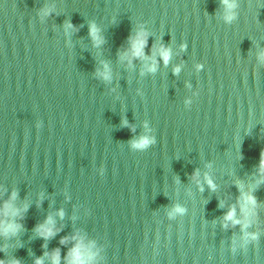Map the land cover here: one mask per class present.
Listing matches in <instances>:
<instances>
[{
    "label": "water",
    "instance_id": "95a60500",
    "mask_svg": "<svg viewBox=\"0 0 264 264\" xmlns=\"http://www.w3.org/2000/svg\"><path fill=\"white\" fill-rule=\"evenodd\" d=\"M235 5L0 0V260L66 264L76 237L91 264H264V0Z\"/></svg>",
    "mask_w": 264,
    "mask_h": 264
},
{
    "label": "clouds",
    "instance_id": "9594fccd",
    "mask_svg": "<svg viewBox=\"0 0 264 264\" xmlns=\"http://www.w3.org/2000/svg\"><path fill=\"white\" fill-rule=\"evenodd\" d=\"M221 4L225 8V16L224 19L226 22H230L234 18V13L232 10L236 7L235 0H221ZM71 27V25H68ZM89 34L93 38V40L96 41L97 44H99L101 41L99 40L97 36V29L95 25H90ZM147 40H146V33L143 31L138 32L137 35L130 40V52L131 56L133 58H146L144 56L143 48L146 46ZM158 54L161 57L162 61L166 65L170 59V50L164 47H161L158 49ZM258 58L261 61H264V51H261L258 54ZM105 70L101 73H99L100 76L103 77V79L108 80L110 79V74L107 68V65L104 66ZM147 70L149 72L155 71V62L153 64L149 65L147 67ZM179 72V68L174 69V73ZM152 143V140L150 137L147 136H141L138 139L132 141V147L137 149H143L149 146V144ZM260 173L264 174V152L261 153V161L259 166ZM195 175V174H194ZM209 187L214 190L215 185L212 183V181L206 176L205 177ZM15 197V193H13V198ZM246 201L249 204H255V198L252 196L246 197ZM241 210L246 211L244 205H241ZM175 212H183L184 210L177 206L174 209ZM18 210L14 209L10 203L7 201L4 202L2 206H0V216L3 217H9L16 215ZM58 215L61 217L63 216V212H59ZM225 221H231L233 224H241L242 225V231L248 227V222L244 221L242 222L239 219H236V209L230 208L228 212L224 216ZM54 221L52 218L46 217L45 221L38 225L36 228V231L39 236H41L43 239L47 240L53 235H55V231L53 228ZM20 228L19 224L7 222L5 220H0V235L8 236V235H14ZM248 233H245V238L247 239ZM254 239L255 237L252 236ZM74 240H76L75 245L73 248H71L67 255H66V264H91V262L94 259V253L90 251V246L84 245V243L81 240H78L76 237H73ZM66 238H62L60 243H65ZM47 255V254H46ZM50 261L51 264H60V255H59V249L54 250L50 255ZM0 264H19V261L12 259L8 262L4 260H0ZM34 264H43V260L41 258H37L34 262Z\"/></svg>",
    "mask_w": 264,
    "mask_h": 264
}]
</instances>
